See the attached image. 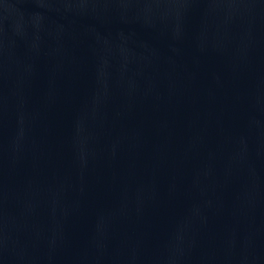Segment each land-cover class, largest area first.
<instances>
[{
  "label": "water",
  "instance_id": "1",
  "mask_svg": "<svg viewBox=\"0 0 264 264\" xmlns=\"http://www.w3.org/2000/svg\"><path fill=\"white\" fill-rule=\"evenodd\" d=\"M0 264H264V0H0Z\"/></svg>",
  "mask_w": 264,
  "mask_h": 264
}]
</instances>
